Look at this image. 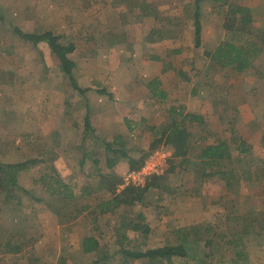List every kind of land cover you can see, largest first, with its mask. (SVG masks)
<instances>
[{
  "label": "crops",
  "instance_id": "1",
  "mask_svg": "<svg viewBox=\"0 0 264 264\" xmlns=\"http://www.w3.org/2000/svg\"><path fill=\"white\" fill-rule=\"evenodd\" d=\"M118 1L123 0H98L101 7L105 6L113 19L120 16L128 18L124 23H119L118 25L111 23L108 29H106L107 25L103 26L105 22L99 21L98 23L96 19L94 26L88 25L86 20H83V17H81V12L75 13L74 11H69L64 5L59 7L61 4L56 5L55 3H51L45 9L47 10L45 11L47 14L48 11H53L56 14L55 9H58V12L64 16L63 19L67 20L68 26L65 27L63 24L58 25L57 22L59 21L57 19H54V21L50 19L48 22L53 24V26L44 30H52L61 34L63 44L72 43L75 46L73 52L68 55V58L74 63L72 76L78 87L84 90L83 94L78 93L77 90L70 87L69 83H67V78L59 69L57 59L50 53L44 43H40L35 47L27 46L26 48L31 50V52L26 48L20 47L26 49L23 53H19L17 45L15 46V50L8 47L9 51H2L0 48L2 51L0 52V162L4 164L25 162L27 164L24 170L17 174V184L21 188L18 191L31 193L28 204L33 209L39 207L38 203H45L44 207H39L43 212H41V215L38 213V216L42 218L41 222L44 221L46 225L48 221L45 222V219L47 218L52 221L54 219L56 222L53 226L51 225L43 230L41 240H46L48 243H54L56 240L62 241V247L57 253L59 257L63 258V264H69L67 257L69 258L71 255L80 256L82 257L80 258L82 262L88 263V257H98L100 254H105L107 250V248H104L103 241L105 238L102 232L98 234H94V232L92 234L89 230L79 228L77 225L83 222L86 223L88 222L87 219L91 218L93 222L89 221L94 224L100 216L111 215L113 212H116L112 211L106 214H97L91 216V218L87 217V212L93 210L99 204V201L105 200L110 196L105 190L99 189L98 175H114L122 182L124 175L131 172L128 158L138 159L144 152L137 155V152H133L132 150V154H128L126 146L129 141L132 138H137L139 141L145 134L150 136L149 131L146 129L150 125L161 126V124L156 123V111L163 115V118L167 115L165 105H162L159 100L152 97L146 89L145 83L147 80L158 77L160 80L159 88L165 93L164 102L172 103V107H175L183 114L193 115L201 119L200 122L194 120L188 121L186 122L187 125L191 126L192 123H203L201 126L215 132L213 135H216L217 132L220 133V130L222 131L223 129L225 130L224 133L228 132L233 135L232 138H214L207 145L215 144L218 141L224 142L239 155L240 152L237 150L239 143L236 146L234 142L242 140L245 146L244 149L246 150L245 153L256 151L254 147L256 143L250 139L248 140V137H252V135H255L253 133L256 132L252 130L248 133L242 131V138L239 132L236 131V126L242 122L243 125L240 128H246L244 122L248 121H251L250 124L252 126H256V120L253 119L252 112L249 109H255V104L258 106V102L253 107L247 103L251 101L247 95L260 94L258 90L261 88L260 85H264V72L260 69L258 71L254 69L258 72L254 73L253 80L255 83H244L240 91L237 90L239 88L238 85L229 83V78L225 77L231 73L233 78L240 80L244 75V71L249 70L251 67L253 68L257 60L258 62L262 60L264 48H262L259 42H257L256 47H261V51L249 62L246 68L241 71L235 70L233 67L214 69L216 74L214 76L218 77V79L220 78V83L211 86L210 81L213 80L214 76L210 69L208 70L209 60L203 56L205 58L203 61L207 62L204 68L202 66L204 64L203 61L200 67L197 65L198 62H195V75H192L182 67L179 59H175L184 53L182 44L178 45L177 43L176 45L172 44L168 46V43L176 40L179 42L180 40V34L171 35V33H177L179 30L185 31V29L186 31L191 30L194 32L193 13L197 2L201 25L199 47L201 48L203 45L206 47L207 45L202 40V35L206 32V27H203L202 6L206 4L212 5V0H207L206 2L204 0H192L191 25L184 19L185 15L181 11L184 7H188L187 4L183 5L185 1L175 0L173 3L171 0H133V3L129 1V5L126 6L122 13H118L117 8L119 7L114 5ZM181 5L182 8H180ZM246 7L249 8L253 17L254 8L250 5H246ZM211 8L214 11L216 5L213 4ZM102 12H105L104 9H102ZM74 15H78V19ZM131 16H135L137 20L131 22L129 20ZM158 16L164 17V22H158L160 21L157 20ZM214 16H216V13ZM81 18L83 23L81 22ZM68 19L73 23L69 24ZM183 22L184 27L181 25ZM222 22L223 16L218 23L207 27L210 44L208 45L209 47H204L205 51H212L219 43L228 41L225 40L224 36L229 32L223 30ZM90 30L95 32V34L89 37V39L86 37V33ZM260 30L264 31V27ZM33 31L39 30L33 27L31 32ZM97 31L101 33V39L96 38ZM119 31L125 32V35L122 37L116 36L115 33ZM88 48H90V51L94 48L92 55H87L85 52ZM194 48L191 47L190 51L193 52ZM12 51L14 54H12ZM195 56L199 58L197 55ZM153 57H158L159 60H153ZM12 59L15 63L11 61ZM189 60L192 61L191 64L194 63L193 55ZM262 65L264 66V64ZM262 65L261 67H263ZM197 69L199 70L196 71ZM244 80L247 81L246 79ZM215 85L220 86L218 89H222L224 93H228L226 97L221 94L222 90L219 91L220 97H217V92H214ZM99 90L104 91V94H100ZM231 90H234L233 95H241L242 97L237 99L236 105L229 108L224 107V100L231 96ZM245 100L246 103H244ZM160 106H162V109ZM241 111L247 115L246 117L244 116L246 119L242 118V121V115L239 114ZM223 112L226 113L222 114ZM233 112H235V115L229 121L227 114L230 113L232 115ZM84 122H87L86 126ZM8 127L14 130L8 131ZM15 131L14 138L16 140L13 143L20 142L24 144L26 142L31 144L32 148H30L28 153L2 152L6 140L4 135ZM252 139L255 138L252 137ZM198 141H195V148ZM165 150L168 151L170 157L171 151L168 148H165ZM233 152H231V155ZM196 153L195 151V155ZM243 153L240 154L242 155ZM185 170H188V168L178 174H173L176 175L177 181L183 179ZM173 175H168L167 178H171ZM225 186L227 185H223L222 188H225ZM122 188L120 183L116 191ZM152 190L155 189L148 190L146 194ZM170 190L174 189L170 188ZM32 192H37L38 194L34 195ZM57 192L63 194L59 196ZM76 192L80 195L82 192L89 195L90 193H94V196L96 195L94 200L96 201L93 208L91 207V203H84L88 204L90 208L74 217V210H71L70 206L74 204V198H79ZM70 193L72 194L71 199L68 198V194ZM98 193H101L99 195L103 193V197L97 195ZM222 196L218 195L216 198L219 200L216 199L215 201L218 200L224 207L225 200L224 196ZM174 201L176 207H181L178 197H174ZM16 203L18 205L20 201ZM56 206H60V208L57 209ZM147 207V204H145L142 209L139 208L137 211H142L145 217V224L149 227L148 234L143 236L148 237V239L151 237V234L154 237L155 235L158 236L160 240L166 237V235H172L177 240L174 244H177L179 243L178 236H176L178 231L186 232V229L193 231L199 229L200 226L203 228V231L208 228L204 227L206 224H209L208 222L200 224L196 221L195 223H189V225L187 224L172 230L166 225V217H159V222L152 225V220L147 217ZM208 209H211V206H206V210ZM70 212H72V222L61 224V217L65 215L71 216L69 215ZM218 212L221 215L223 214L221 210ZM220 214L216 217L213 216L220 219L222 218ZM38 216L37 218L39 219ZM230 220L231 218L225 215L222 218V221L226 225ZM119 221L120 216H118V223ZM118 223H116V227L113 228V233L110 235L111 240H115L118 248L113 253H108L109 257L107 259L110 262L115 256L121 254L119 245L116 242ZM211 224L217 225V223ZM218 224L221 225V222L218 221ZM95 230L98 231V229ZM122 232L127 235L125 245L128 249L130 248L128 243H131V238L141 236L138 233L125 231H121L120 234H123ZM228 234L230 236L227 235V232L225 235L232 237L235 233L229 231ZM246 235L247 233L242 235L240 231H237L235 237L244 240ZM257 235L259 234L255 236ZM85 237H93L98 240L99 247L96 251L88 254L82 252L81 242ZM201 238L209 240L206 237ZM263 239L264 235L262 234V243H264ZM53 243H50L51 246L49 248L56 250L58 244ZM152 247L154 246L139 245L137 247V244L132 245V248H139L141 250ZM261 248L262 246L259 252L255 254L247 253L250 248L248 250L246 247L242 249V253L245 255L244 264L247 261L248 264L249 262L251 264H262L260 258L262 256L260 254L263 253V248ZM257 249L255 248V250ZM238 250L240 251V249ZM188 252L187 250V257L189 256ZM122 258L125 260L130 259L124 256ZM232 258L234 261L235 256L232 255ZM132 261L152 262L145 258Z\"/></svg>",
  "mask_w": 264,
  "mask_h": 264
},
{
  "label": "rangeland",
  "instance_id": "2",
  "mask_svg": "<svg viewBox=\"0 0 264 264\" xmlns=\"http://www.w3.org/2000/svg\"><path fill=\"white\" fill-rule=\"evenodd\" d=\"M130 3H133V0H123L116 2V7L118 10V13H122L126 6ZM169 1V0H167ZM175 0H171V2L174 3ZM183 5L187 4V8L184 7L181 11L185 15V20L191 25L192 22V9H193V3L192 0H181ZM207 0H204L206 2ZM211 1V0H209ZM230 2L236 3V4H242V5H250L252 6L253 13H254V19H255V26L260 30L264 27V0H230ZM51 3L61 4L59 7H62L64 5L69 11H74L75 13L81 12L83 17V20H86V23L90 26H94L96 23L95 19L99 23L105 22L103 26H106V29L109 28V25L111 23H114L118 25L119 23H124L127 19L123 17H118L116 19H113L111 14H109L108 10H106V7H101L100 2L98 0H0V12L5 15V17L12 22V24L16 25L18 28H20L23 31H30L34 28H37L39 31L47 29L49 27H52L53 24L49 23L48 20L50 19H57V24H63L65 27L68 26L67 20H64L62 14L58 12V9L52 8L56 10V14L53 13V11H48V14L45 12L47 10L46 7L50 6ZM54 4V5H55ZM102 4V3H101ZM105 4V3H104ZM206 4V3H205ZM213 5V3H211ZM125 5V6H124ZM210 4H206L202 6V15H203V27H206V32L203 33V43H205L207 46L210 44V41L208 40V34L209 30L207 27L210 25H213L215 23H218L223 16V12L225 8H215L214 11L212 10ZM115 7V8H116ZM167 7V6H166ZM182 8V5L180 6ZM102 9H104L105 12H102ZM150 10V9H149ZM216 13V16L214 14ZM102 14V15H101ZM78 19V15H74ZM70 18V17H68ZM188 18V19H186ZM113 19V20H112ZM164 17L158 16L157 20H160L158 22H164ZM170 19V18H169ZM69 20V19H68ZM112 20V21H110ZM129 20L133 22L134 20H137L135 16L129 17ZM166 21V20H165ZM82 22V18H81ZM69 20V24H72ZM83 23V22H82ZM186 23V22H185ZM56 24V26H58ZM148 24V23H147ZM181 25L184 27V22L181 23ZM179 30L177 33H171V35H179L180 34V40L179 42L173 41L172 43H168V46L178 45L182 44L183 46V54L178 56V58L181 61L180 64H182V67L186 69V71H189L192 75H195V62H198L197 65L200 67L202 65V61L205 59L204 57V51L206 50L205 46L203 45L201 48H194L193 46V31H183ZM98 32V31H97ZM95 32H92L91 30L86 33V37H92L94 36ZM116 36L122 37L125 35V32L119 31L115 33ZM263 37L262 35H260ZM101 33H96V38L101 39ZM225 40L231 41L237 45L246 46L250 43V41H257L252 36L247 35H233L232 33H228L225 36ZM90 39V38H89ZM17 45L19 49V53L24 50H26L27 46H21L20 41L12 34V32L9 30L8 26L6 24L0 22V48L2 51L8 50V47H11V49H16L15 46ZM4 48H3V47ZM26 49H23V48ZM191 47L194 48V51H190ZM205 47V48H204ZM7 48V49H5ZM90 48L85 51L87 55L93 54V49L91 51ZM0 50V52H2ZM29 50V49H27ZM9 51V50H8ZM31 52V50H29ZM13 52V51H12ZM11 52V53H12ZM32 52L35 54V52L32 50ZM18 53V55H19ZM14 54V52L12 53ZM31 54V53H30ZM4 55V54H3ZM10 55V54H6ZM193 55L194 63L191 64V57ZM195 55H197L199 58H197ZM15 56V55H14ZM13 56V57H14ZM204 56V57H203ZM22 57V55H21ZM262 60L258 62V60L255 62V66L250 68L249 70L244 71L243 77L239 79L233 78L230 73V75H227L225 78H229V83L238 85L239 88H237L238 91L242 90L244 83L245 84H252L255 83L253 80L254 73H258L259 69L264 72V53H262ZM174 59V58H173ZM13 63L15 61L11 60ZM178 61V60H177ZM204 62V61H203ZM169 63V62H168ZM207 63V62H206ZM202 65L203 68L206 64ZM208 70L210 69L213 76L215 74L214 68L210 65L209 62ZM261 65L263 67H261ZM256 69V71L254 70ZM197 69L196 71H198ZM254 71V72H253ZM261 72V71H260ZM4 73V72H3ZM1 75V74H0ZM213 77V80H211V86L216 83H220V78ZM246 79L247 81H245ZM234 82V83H233ZM264 82V81H263ZM68 83V82H67ZM66 83V84H67ZM214 92L217 94V97H220V92L222 89H218L220 86L216 88ZM226 86V84H225ZM261 87V88H260ZM260 90L257 95L249 96L247 95L251 101L247 102L250 105H254L256 102H258V106L255 104V109L250 108L252 112L253 119L256 120V126H252L250 123L251 121L244 122V127L240 128L242 122H240L236 126V131L239 132L241 135L243 132H249L250 130L255 131L256 133H253L255 135H252V137H248V140L254 141L256 151H251V153H243L242 155L239 153H236V151L231 150L233 154L229 157V159L223 161L222 168L223 172L227 173L225 176L221 175H214V176H207L202 175V166H200V163L196 159L195 151H198V147L201 145H206L207 143H210L216 139L217 137H229L232 138L233 135L230 133H224L225 130H220V133L215 132L206 129V127L201 126L203 123H192L191 126L185 124L186 129L191 133V139L190 141L194 142L198 141V144L196 145V148L193 146L192 149H190L189 153V159H190V165L187 166L188 170H185V173L183 174V179H179L178 182L176 180V175L171 176V178H166L165 184L162 186L161 190H152L148 192V194L145 195V202L147 204L146 211L148 212L147 217H149L150 220H152V225L159 222V217L165 218V221H167L166 225L170 229H177L178 227H183L184 225H189V223H217V225H212L205 229L203 231V228L190 231V235L187 239V250L188 257L182 258V259H172L171 261L167 262H142V261H132L131 259L125 260L123 259L122 255L115 256L113 260L110 262L109 259H105V257H109L108 253H113L117 248L115 244V240H111V233H113V228L116 227V223H118V216L121 211L113 212L111 215L106 216H100L97 218V221L92 224L93 219L91 216H93L92 210L87 212L88 222L79 223L77 226L80 228H83L84 230H89L90 233L98 234L99 232L103 233L104 239V248H107L105 251V254H100L98 257H88L87 261L90 263L96 258L101 257L100 264H223L228 263L232 264L233 262L237 264H244V260H235L233 261L232 255H234V252L238 249H245L248 250L247 253L255 254L258 253L260 250V247L262 246L263 253L260 254L262 257V264L264 263V243H262L261 238L262 234L264 235V85H260ZM214 88V87H213ZM217 89V90H216ZM224 89V88H223ZM233 91L231 90V96L227 97L226 100H224V107H232L236 105L237 99L241 98V95L235 96L233 95ZM219 92V93H218ZM221 94L226 97L228 93H224L222 90ZM247 97V99H249ZM164 103V102H163ZM165 109L172 107L173 104H169L168 102H165ZM246 103V100L244 101ZM222 106V105H221ZM162 109V106H160ZM254 107V106H253ZM226 112H223L222 114H225ZM242 118L246 119L247 116L244 112H239ZM233 115H235V112L232 113V115L229 113L227 114V119L230 121L233 118ZM161 116V117H159ZM245 116V117H244ZM249 116V115H248ZM156 123L157 124H165L169 122V116L168 114L163 118V115L160 113H157L156 111ZM159 117V118H158ZM200 124V125H199ZM8 131H13L11 127L7 128ZM240 130V131H239ZM15 132H9L5 134V143H4V150L3 153L6 152H15V153H25L29 152L31 147V144L29 143H13ZM142 133V132H141ZM245 134V133H244ZM146 135V134H145ZM143 135L141 139L138 141L137 138H132L129 143L126 146V150L128 154H132L131 151L137 152V155H140V153H147L148 151V143L151 139V136L149 135ZM246 135V134H245ZM145 136V137H144ZM201 136V137H199ZM215 136V137H214ZM255 136V137H254ZM243 138V135H241ZM198 138V140H197ZM26 140V139H25ZM247 140V139H246ZM245 140V141H246ZM28 142V141H27ZM241 141H236L234 144L237 146L238 143ZM259 143V144H258ZM235 146V147H236ZM245 148V146H243ZM164 147H159L156 150L165 151ZM17 150V151H15ZM33 150V149H32ZM155 151V150H154ZM238 152V151H237ZM142 153V154H143ZM168 151L165 152V155L167 156ZM134 154V153H133ZM141 154V155H142ZM148 154H146L145 161L148 159ZM46 157V156H45ZM211 172V169L205 168V173ZM126 175V174H125ZM124 175V177H125ZM223 185L225 188H222ZM170 188L174 190H170ZM177 189V190H175ZM32 194L37 195V192H32ZM101 193H98L99 195ZM76 195L79 197L74 198L73 205L70 206L71 210H74L73 214L75 213L76 206L83 205L84 203H91V207L93 208V205L95 204L94 200V193H81V195L76 192ZM80 195V196H79ZM218 195L224 196V207L220 202L219 199L216 198ZM103 197L102 195H99ZM222 196V197H223ZM31 197V193H25L21 191H16L15 194H10L7 199L4 198V194L0 193V264H58L60 262V258L58 256V251L62 247V241L56 240L53 242H49L46 240H41V234H43V230L48 228L49 226H53L55 224V220H49L48 218L45 219L46 225L44 224V221L41 222L42 218L38 216L41 215V208L44 207L45 203L41 202L38 203V206L35 209L30 207L29 198ZM174 197H178L180 201L181 207H176ZM96 199V198H95ZM218 199L217 201H215ZM20 203L17 205L16 202ZM27 201V202H26ZM22 203V205H20ZM59 205V204H58ZM73 206V207H72ZM206 206H211V209L206 210ZM56 208H60V206H56ZM69 208V209H70ZM138 210V209H136ZM178 210V211H176ZM180 210V212H179ZM219 210L222 211V215L218 212ZM39 213V214H38ZM43 213V212H42ZM62 213V212H60ZM72 212L69 213L71 216H67L63 214L64 217H61L60 220H62L61 224H67L72 222ZM218 214H220L223 218V216L230 217L231 220L227 222L228 224L224 223L222 221V218L217 219L214 218ZM62 215V214H61ZM214 215V216H213ZM39 217V219L37 218ZM214 219H213V218ZM181 219V220H180ZM208 219V221H207ZM218 221L221 222V225L218 224ZM182 225V226H181ZM226 228V229H224ZM231 228V229H229ZM95 229H98L95 230ZM77 230V229H76ZM245 230V233H247L244 240L241 239L240 246L235 245L237 244V240L233 239L234 237H228L230 236L228 233L229 231L234 232L236 234L237 231L243 232ZM51 231V230H50ZM227 232V235L226 234ZM256 234H259L255 236ZM55 235V234H54ZM212 235V236H211ZM151 237L148 239V237H142L138 236L136 238H131V243L128 244L130 247L132 245L137 244V247L139 245L143 246H157V245H165V244H174L177 242V240L172 235H166L162 240L158 238V236L151 234ZM157 237V238H156ZM201 237L209 238L210 244L209 247H205L203 244V239ZM212 237V238H211ZM197 240V241H196ZM245 242V246H244ZM264 242V239H263ZM50 243H57L58 246L56 250L53 248H49L51 245ZM19 246L20 250L18 253H10L9 249L12 247ZM135 247V246H134ZM241 247V248H240ZM255 248H258L255 250ZM207 249V250H206ZM54 250V252H53ZM206 252H209V257H204V254ZM107 254V255H106ZM105 256V257H104ZM231 257V258H230ZM82 257L71 255V257H67L69 264H80L82 260L80 259ZM93 259V260H92ZM86 261V260H85ZM232 261V262H231ZM231 262V263H230ZM86 262H82V264H88ZM233 263V264H235ZM248 264V261L247 263ZM251 264V262H249Z\"/></svg>",
  "mask_w": 264,
  "mask_h": 264
},
{
  "label": "trees",
  "instance_id": "3",
  "mask_svg": "<svg viewBox=\"0 0 264 264\" xmlns=\"http://www.w3.org/2000/svg\"><path fill=\"white\" fill-rule=\"evenodd\" d=\"M212 2L217 8H225L222 22L223 30L233 35L252 36L257 41H250L246 46L237 45L231 41H224L219 43L212 51H204V56L209 60L210 65L214 69L233 67L235 70L241 71L246 68L249 62L261 51V47H256L257 42L264 48V31L254 26V19L248 7L235 4L230 2V0H212ZM195 5V11L193 13V41L194 47L197 48L200 45L201 25L199 22L200 15L198 12V3L196 2ZM0 22L8 26L9 30L18 41H20L22 46L35 47L40 43H44L48 47L50 53L57 59L59 69L67 78L70 87L77 90L78 93L83 94L84 90L78 87L72 76L74 63L68 58V55L72 53L75 48L72 43L63 44L61 41L62 35L52 30L24 32L16 25L12 24L1 12ZM153 60L159 59L158 57H153ZM159 85L160 80L158 77L147 80L145 83V87L150 95L159 100L160 103H163L165 101V93L159 88ZM98 92L104 94V91L99 90ZM166 112L169 116V122L161 126L150 125L146 128L151 136L147 153H143L138 159L128 158L129 169L131 171H136L142 167L146 154L149 153L150 155L159 147L168 148L171 151V156L167 158L165 167L160 175L147 177L143 186L129 184L119 191H116V188L120 185L121 181L117 176L98 175L99 189L105 190L110 196L105 200L99 201V204L93 208V216L97 214H106L112 211H121V213H119L120 221L116 229L118 235L116 242L119 245L121 255L132 260L145 258L152 262L160 263L163 261H171L172 258L187 257L188 248L186 244L187 238L190 235L189 229H186V232L178 231L176 233L179 240L177 244L145 248L144 250L132 247L128 249L125 245L127 242V235L124 232L120 234L121 231H125L135 234L138 233L142 237L146 236L149 232V227L145 224V217L142 211H137L136 209H142L146 204L145 195L147 191L150 189H155L157 191L161 190L168 175L178 174L191 164L188 153L195 143L190 142L191 133L187 131L185 124L192 120L200 122L201 119L193 115L183 114L175 107L168 108ZM84 124L86 126L87 122H84ZM243 146V142H240L237 146V150L240 153L246 152ZM230 151L231 147L220 141L211 145L206 144L199 146L196 159L199 161L200 166H202V175H207L209 177L214 175L225 176L227 173L223 172L221 169L223 166L222 162L229 159ZM26 165L25 162L15 164H4L0 162V193L4 194L5 199H7L10 194H15L16 191L21 190L17 184V174L24 170ZM205 168L211 169V172L205 173ZM62 194L61 192H57L59 196ZM71 195V193L68 194L69 199L72 198ZM89 208L90 206L88 204L79 205L75 210L74 217H77ZM210 225L212 224H206L204 227H210ZM244 232L245 231L240 234L244 235ZM232 237L238 242L237 244L235 243V245L238 246L239 244L240 246L241 239L235 237V234L232 235ZM203 244L205 247H209L210 241L208 239L203 240ZM98 247L99 242L97 239L93 237H85L82 239L81 249L84 254L92 253L96 251ZM19 250L20 247L16 246L10 248L9 252L18 253ZM242 252V249H240V251H235V260H245V255ZM209 255V252H206L204 257H209ZM100 258L101 257L92 261L90 264H100L101 260H103V258ZM105 259H107V256ZM59 264H63L62 257L60 258Z\"/></svg>",
  "mask_w": 264,
  "mask_h": 264
},
{
  "label": "built area",
  "instance_id": "4",
  "mask_svg": "<svg viewBox=\"0 0 264 264\" xmlns=\"http://www.w3.org/2000/svg\"><path fill=\"white\" fill-rule=\"evenodd\" d=\"M165 152L166 150L153 151L139 170L131 171L122 178L121 187H125L129 184L143 186L147 177L160 175L165 167L166 160L169 157V154L166 153V156Z\"/></svg>",
  "mask_w": 264,
  "mask_h": 264
}]
</instances>
